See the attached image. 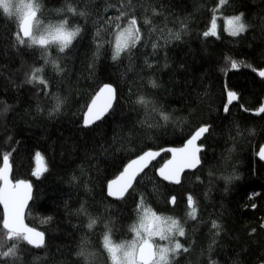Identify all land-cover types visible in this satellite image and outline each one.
<instances>
[{
  "label": "trees",
  "instance_id": "1",
  "mask_svg": "<svg viewBox=\"0 0 264 264\" xmlns=\"http://www.w3.org/2000/svg\"><path fill=\"white\" fill-rule=\"evenodd\" d=\"M38 2L42 28L68 17L69 27L79 25L82 32L64 53L56 46L48 50L63 69L58 72L44 65L43 50L15 45L16 23L0 14V167L9 154L14 181L33 183L26 221L47 238L40 250L21 242L20 259L0 264H111L102 237L110 228L115 243L131 238L141 195L157 215L185 229L178 240L189 252L181 251L172 264H264V164L257 157L264 146V113L257 114L264 105V78L258 75L264 70V0H228L222 7L219 0H131L130 6L123 0V10L138 19L142 40L130 58L124 53L117 61L108 42H114L115 24L126 26L128 17L114 19L122 0ZM67 3L85 16L59 12ZM240 13L249 27L233 37L225 19ZM216 14L217 36L205 37ZM145 17L151 24H143ZM97 39L103 42L99 58ZM226 58L238 67L232 69ZM42 65L48 87L26 83V74ZM104 84L117 91L113 110L85 128L87 105ZM226 86L238 96L227 113ZM140 96L151 103L138 104ZM56 97L62 101L59 111ZM202 125L210 127L202 165L180 186L157 175L170 158L165 154L124 201L107 196V184L133 159L148 150L180 148ZM37 153L48 169L39 177L32 175ZM189 195L195 220L188 216ZM2 213L0 206V227ZM89 217L97 220L91 230ZM212 221L220 225L218 234ZM0 239L5 247L12 243L3 232ZM81 247L93 254L87 261L77 255Z\"/></svg>",
  "mask_w": 264,
  "mask_h": 264
},
{
  "label": "snow or ice",
  "instance_id": "2",
  "mask_svg": "<svg viewBox=\"0 0 264 264\" xmlns=\"http://www.w3.org/2000/svg\"><path fill=\"white\" fill-rule=\"evenodd\" d=\"M129 6L131 0H128ZM228 3V0H219V6ZM123 0L120 4L119 15L114 19L119 21L128 17L126 26H121L119 23L115 24L114 42L112 44L111 59L117 61L121 55L127 53L129 58L132 49L137 46L142 40V32L138 26V19L135 15H129L124 11ZM0 14L13 20L16 23L17 30L13 33L15 45L26 46L28 48L38 47L43 50L41 58L44 60V65L51 63L52 67L58 71H63L55 59L50 58L48 50L52 46H56L60 53H64L73 41L80 36L82 28L77 25L73 28L69 27V19L65 17L56 25H49L42 28V20L38 13H41L42 5L38 0H0ZM218 9H214L217 11ZM59 12L71 13L73 16H85L83 11H78L71 3H67L66 9H59ZM153 15H157L156 9H152ZM244 14L240 13L227 20L228 34L236 37L247 31L249 25L244 22ZM144 25L151 24V20L147 17L143 19ZM155 31V29H152ZM205 37L217 36L215 17L212 20V26L208 31L203 33ZM100 36V30L96 32V37ZM175 38L179 39V34H175ZM97 53L99 58L100 49L103 47L101 40H96ZM157 47L153 44V48ZM231 64L232 69H236L238 64L231 58H226ZM251 67V65H245ZM91 67V65H90ZM151 67V65H149ZM255 71V69H253ZM44 66L33 67L31 72L26 74V83L41 84L45 88L48 87V81L45 79ZM258 75L264 78V70L258 72ZM152 87H157L154 81L150 82ZM227 90V86H226ZM116 98V89L111 84H104L95 94L91 103L87 105V111L83 116V126L89 128L101 121L112 109L113 101ZM237 93L227 90V103L224 105V111H229V106L233 101L237 100ZM57 103L54 111H59L62 101L56 97ZM102 101V102H101ZM147 107L151 101L145 97L140 96L137 101ZM7 110V109H5ZM155 111V108H153ZM264 113V105H262L257 114ZM161 118L168 121L169 117L160 113ZM209 131L207 125L200 126L195 133L187 140L183 148L168 149L173 153V159L168 161L163 167L159 169V175L163 180L170 183L179 184L180 174L184 169H193L200 164V157L198 153L201 147L196 144L205 133ZM102 150H104L102 148ZM159 152L148 150L133 159L123 169L117 179L110 181L107 184V196L116 200H124L130 194V190L135 191L134 182L140 176L144 169L148 167L152 160H154ZM259 158L264 160V147L259 151ZM37 168L32 175L39 177L43 172L47 171L46 164L43 163V157L37 153ZM10 155H3V166L0 167V205L3 206L2 213V227L0 232H3L7 241H12L10 245L5 247V241L0 239V260H19V244L26 242L34 248L45 247V234L37 231L34 228L28 227L24 222V209L28 205L29 200L32 199V185L25 180H17L15 183L10 179L11 164ZM75 179V177H73ZM176 198L172 197L170 203L175 204ZM187 206L189 208L188 216L195 220L197 218V207L195 200L191 195L187 197ZM81 211H84L83 206ZM137 212L139 222L130 226L129 231L134 233V239L129 242L115 243L111 238V229L106 224L108 231L102 237V247L107 253L111 264H172L174 258L180 254L189 252V248L182 245L177 237L185 236V229L176 219L168 217L162 219L151 208L144 204L143 195L140 196V203L137 205ZM51 218L49 217L48 220ZM46 222V221H45ZM97 220L89 217L87 227L89 230L95 227ZM212 228L219 233L220 225L212 221ZM254 231V230H253ZM158 237L160 241H169V246H160L154 244L153 238ZM87 241H82V245H86ZM87 261L93 254L88 253L86 247H81L77 253Z\"/></svg>",
  "mask_w": 264,
  "mask_h": 264
},
{
  "label": "water",
  "instance_id": "3",
  "mask_svg": "<svg viewBox=\"0 0 264 264\" xmlns=\"http://www.w3.org/2000/svg\"><path fill=\"white\" fill-rule=\"evenodd\" d=\"M114 87V86H113ZM116 100H117V91H116V98L114 99V101H113V106H112V109L109 111V113L101 120V121H98L96 124H94V125H92L91 127H93V126H95V125H97V124H99L100 122H102L105 118H107L108 116H109V114L111 113V111L113 110V107H114V105H115V103H116ZM102 102V101H101ZM91 127H89V128H91ZM209 131H210V127H209ZM209 131L207 132V133H205L199 140H197L196 141V144L198 145V146H200L201 147V151L198 153V155H199V157H200V164L199 165H197V167L196 168H193V169H184V171L180 174V183L179 184H174V183H170L169 181H165V180H163L162 179V177H160V175H159V169H158V171H157V175H158V177L162 180V181H164L165 183H167V184H169V185H172V186H176V187H178V186H180L181 184H182V181H183V178H184V176L186 175V174H188V173H194V172H196L200 167H201V165H202V161H201V155L204 153V151H205V148H204V146H202V143H203V141L205 140V138L208 136V134H209ZM187 143V142H186ZM185 143V144H186ZM185 146V145H184ZM184 146H182V147H180V148H183ZM262 147H264V146H262ZM261 147V148H262ZM168 149H172V148H168ZM168 149H165V150H161V151H156V152H159L160 153V155H158L154 160H152L151 161V163L148 165V167L147 168H145L144 169V172H142L141 174H140V176H138L137 177V180H136V182H134V187H135V185H136V183H137V181H138V179L141 177V176H143L154 164H156L158 161H159V159L163 156V155H165V154H169L170 155V158L163 164V166L166 164V163H168V161H170V160H172L173 159V153L172 152H170V151H167ZM178 149V148H177ZM152 151H154V150H152ZM258 160L262 163V164H264V160H261L260 158H259V153H258ZM10 162V164H11V161H9ZM2 166H3V163H2ZM162 166V167H163ZM118 178V177H117ZM117 178H115V179H117ZM10 179L13 181V183H15L16 181H14V179H13V170H12V165H11V173H10ZM25 181H28L29 183H31V185H32V199L31 200H29V202H28V205L26 206V208L24 209V222H25V224L28 226V227H31V228H34V227H32V226H30V225H28V223H27V221H26V215H27V212H28V209H29V207H30V205L32 204V202H33V198H34V186H33V183L31 182V181H29V180H25ZM132 190H130V192H131ZM128 196V195H127ZM127 196L124 198V200L127 198ZM110 198H112V197H110ZM112 199H114V198H112ZM116 200V199H115ZM124 200H117V201H119V202H122V201H124ZM1 206V208H2V211H3V206L2 205H0ZM34 229H36L37 231H41V230H39V229H37V228H34ZM42 232V231H41ZM44 233V232H43ZM45 234V233H44ZM46 242H47V238H46V234H45V245H46ZM29 247H31L32 249H35V250H40V249H42V248H44V247H42V248H34V247H32V246H30L29 245Z\"/></svg>",
  "mask_w": 264,
  "mask_h": 264
},
{
  "label": "rangeland",
  "instance_id": "4",
  "mask_svg": "<svg viewBox=\"0 0 264 264\" xmlns=\"http://www.w3.org/2000/svg\"><path fill=\"white\" fill-rule=\"evenodd\" d=\"M220 18V16L218 15V14H216L215 15V21H216V31L218 30V23H217V20ZM229 18H226L225 19V24H226V26H227V28H228V25H227V20H228ZM212 26V25H211ZM228 32V31H227ZM261 71V70H260ZM259 72V71H258ZM232 91V90H231ZM236 101V100H235ZM234 102V101H233ZM160 216V215H159ZM162 219H166L165 217H162V216H160ZM139 222V219H138V221H137V223ZM179 237H177V239H178ZM132 239H134V233H132V235H131V238L128 240V241H126V242H129V241H131ZM153 242H154V244H158V245H160V246H169V241H160L159 240V238L158 237H154L153 238ZM178 256V255H177ZM176 256V257H177ZM175 257V258H176ZM174 258V259H175Z\"/></svg>",
  "mask_w": 264,
  "mask_h": 264
}]
</instances>
